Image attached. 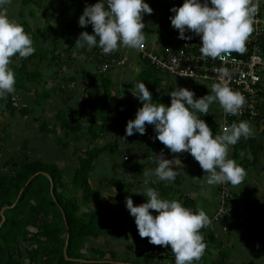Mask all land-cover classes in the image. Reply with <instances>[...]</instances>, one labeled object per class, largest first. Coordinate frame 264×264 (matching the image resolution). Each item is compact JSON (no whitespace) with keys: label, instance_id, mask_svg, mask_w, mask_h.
Here are the masks:
<instances>
[{"label":"crops","instance_id":"crops-1","mask_svg":"<svg viewBox=\"0 0 264 264\" xmlns=\"http://www.w3.org/2000/svg\"><path fill=\"white\" fill-rule=\"evenodd\" d=\"M86 2L94 4L96 0H30L28 3H24L23 0H10V3L3 7L2 12L22 23L25 30L31 35L38 36L39 38L34 45L36 51H42L41 55L47 53L45 59L33 58L28 65L29 72H38L45 78L47 83L48 99L43 105L49 104V99L50 102L53 101V93L60 94L65 100L71 98L72 102L69 107L72 109L73 118H78L75 119L79 120V125L83 128L81 119L83 115H86L85 120L87 122L84 125H86V132L88 133V127L94 119V126H99L103 122L101 98L106 95L104 93L106 90L109 91L111 104L103 109L109 121L105 123L103 132L100 135H96L93 139L92 135L88 133V140L84 142L86 146L89 144L106 146L105 151L93 162L88 180L94 197L102 206L114 211L126 210L129 212V217L123 227L120 228L121 235L118 240L111 243L110 239L104 237L87 238L81 247V253L93 259L97 258L93 249H109L116 253L115 264H141L139 262L141 261L140 254L136 251L146 250L148 238L139 234L135 217L131 215L130 210L126 207V199H118L119 190L110 183V180L124 181L127 184L123 189L125 192L124 198L131 195L137 201V204L147 200L146 194L140 192L151 186L156 187L165 198H176L184 203L185 197L188 201H191L188 204L184 203L186 206L194 210L204 208L211 216L213 213L211 214V211H208L205 204L200 201L204 200L205 197L204 178L208 174L187 150L181 153H173L158 137L154 139L156 132L154 125L150 123L146 122V132L144 134L135 131L125 138L128 120L135 118L138 107L143 104L133 94L135 84L137 81L143 80L141 74L147 71L150 66L141 61L131 47L122 46L112 53L121 57H128L127 64L114 68L105 75H97L95 73L97 58L93 59L91 53L98 44L91 48L87 46L81 48L75 45L82 31L87 30L90 33L94 31L90 29L89 24L85 26L79 24V17L84 11V3ZM153 14L145 13L143 16L145 21L144 31H146L145 44L151 50H159L163 46V43L159 41L161 30L154 21ZM155 14L157 15V13ZM51 57L53 62H51ZM22 59L23 57L17 56L12 58L11 65L19 67ZM150 79L149 81L144 80V82L152 92L153 99L169 105L171 103L170 91L175 87H187L182 80L174 79L160 71ZM28 83L32 89H36L38 86L35 82ZM18 93L20 99L27 96L25 93ZM30 97L34 99L33 96ZM35 105L37 107L42 106L36 103ZM66 111L68 110L66 109ZM77 112H80L79 116H76ZM61 113L65 114L64 112ZM217 113L216 109L210 108L209 114L212 115L216 128L219 124ZM19 119L25 120L26 117ZM65 119L69 120L66 117ZM251 125L253 135L248 138L241 137L235 145L230 146L229 150L230 157L234 158L247 170V176L241 183L236 185L230 183L236 199L233 203L235 210L216 223L213 231L217 242H222L225 263L227 264H246L249 262L256 264L255 256L264 252L263 244L261 245L263 250L257 252L247 245V238H255L253 231H257L260 227L264 228V215L259 217L260 211L264 214V127ZM102 147L97 146V148ZM161 150L164 151L166 158L180 156L185 167L184 169L181 167L180 174L177 175L174 181L159 180L153 175L149 184L145 185L146 178L143 171L147 168H155L158 165L157 155L160 154ZM110 165L114 169H117L118 165H123L122 172L124 174L121 176L124 177L111 178L108 174L105 177L99 176V171L103 167L109 168ZM96 169H98V173H96ZM72 174L73 172L71 174L67 172V174H64L63 179L67 177L66 179L70 180ZM61 189L63 190V188ZM134 190L137 192H132ZM217 191L216 189V195ZM70 193L76 194L77 191H74L72 187L66 189L65 197L71 196ZM202 196L203 198H201ZM215 205L214 211L218 206L216 201ZM150 211L156 214L158 210L153 209ZM252 223H255V228L247 232L245 230L246 225H252ZM231 235L234 236L235 242H233ZM229 238L232 243L237 244L230 245L229 243L228 245ZM240 242L242 244L245 242L246 248L243 249L242 254L238 255L236 250L242 245ZM217 251L216 244L208 243L204 252L207 264H211L217 257L220 249L219 252ZM241 257L248 259L241 261ZM104 258L107 259L108 255H105ZM80 261L89 264L103 262L98 259ZM77 262L74 260V264Z\"/></svg>","mask_w":264,"mask_h":264},{"label":"clouds","instance_id":"clouds-1","mask_svg":"<svg viewBox=\"0 0 264 264\" xmlns=\"http://www.w3.org/2000/svg\"><path fill=\"white\" fill-rule=\"evenodd\" d=\"M10 0H0L3 8ZM154 9L148 0H96L86 4L79 24H91L94 31H82L75 45L91 48L97 44L110 54L120 47L142 48L146 42L145 13ZM171 24L179 30V37L191 40L199 35L200 52L205 57L221 58L233 51H246V42L255 30L259 0H183L182 5L170 9ZM191 30L192 34H188ZM99 37V38H98ZM36 51L31 33L19 21L0 12V98L15 91L16 73L11 67L12 57H28ZM233 69L221 66L211 92L195 97V91L185 86L170 91L171 103L153 99L144 80L137 81L133 94L143 102L134 119H129L126 134L146 132V122L154 125L156 137L173 153L190 152L208 174V184L241 183L247 176L246 168L230 157V146L241 137L253 135L248 120L233 121L222 133L214 135L212 127L198 113H209L210 105L219 101L226 113H242L245 95L234 89L230 80ZM124 139V138H123ZM158 165L144 169L145 185L153 175L159 180L174 181L185 165L180 156L166 158L161 150ZM137 192V191H132ZM147 200L135 204L131 195L126 197V207L135 217L139 234L149 237V242L168 246L175 253V264H194L200 260L207 247L201 229L212 223L204 208L194 210L176 198H165L156 187H146L142 192ZM158 210L156 214L150 210Z\"/></svg>","mask_w":264,"mask_h":264},{"label":"trees","instance_id":"trees-1","mask_svg":"<svg viewBox=\"0 0 264 264\" xmlns=\"http://www.w3.org/2000/svg\"><path fill=\"white\" fill-rule=\"evenodd\" d=\"M29 1L23 0L24 3ZM148 3L154 9L152 12L154 13V21L161 30L159 41L163 45H169L182 40L179 37V30L171 24L170 16L174 13L170 9L173 5H182L183 0H148ZM2 10L3 8H0V12ZM31 36L35 45L39 37ZM260 44L264 48V40L260 41ZM41 52L37 50L30 56L23 57L19 67L11 65L16 73L15 91L0 98V109L2 112H9V116L14 119L25 117L29 119L28 116H30V110L27 106L17 104L18 100L14 98V95H19L18 92L31 94L38 105H43L48 99L47 83L43 76L36 71L29 72L28 70L31 59H45L47 53L41 55ZM16 56L21 57L16 54L12 58H16ZM95 58H97L98 63L99 57L96 55L93 59ZM50 59L53 62L52 57ZM158 71L157 68L150 66L147 71L141 74V79L149 81L150 77L157 74ZM28 82H35L38 86L36 89H32ZM108 92L106 90L104 92L106 95L101 98L104 101L102 107L103 122L99 126H94V119L88 127V133L92 135L93 139L103 132L105 123L109 121L103 110L105 106L111 104V97ZM205 94H207L205 90H197L194 98H199ZM211 106L212 104L210 108ZM198 114L209 123L214 135L219 133L213 123L212 115L209 113ZM79 115L80 112H77L76 116ZM57 116L61 122L60 128L68 129L65 136L73 135V140L79 142L81 140L80 125L69 124L61 112ZM3 130L4 128L1 129V131ZM39 131L44 134H53L56 133V128L41 124ZM105 148L106 146L94 147L92 150L87 149L83 156L78 154L77 147L74 148L71 154L76 156L78 166L74 169L70 185L77 193H70L71 196L67 197H65L67 186L61 180L62 171L58 169L55 163H48L39 159L32 160L27 157L26 153L22 156L17 153L16 156L0 165V264H74L72 260L78 261L75 264H89L80 260L96 259L103 261L97 264H115L116 253L109 249H93L94 254L97 255V258L93 259L81 253V247L87 238L118 239L121 235L120 228L123 227L129 217V212L126 210L106 209L92 193L88 179L93 168V162L99 157V154L105 151ZM198 164L201 166L199 162ZM6 168H10L8 172L4 171ZM110 183L118 188V199H126L123 189L127 184L124 185L121 181L114 179L110 180ZM59 188H63V191H58ZM235 200L234 197V202ZM133 201L137 204L135 199ZM188 202L191 203L184 197V203L188 204ZM2 210L3 214H1ZM67 235H69L68 241H66ZM147 238L146 250L136 251L144 259V264L153 261L147 255V249L164 246L151 243L149 237ZM205 240L208 243L216 244L217 252L220 249L211 264H227L225 263L222 242H217L214 233L205 235ZM66 242L68 259L63 253ZM21 243L26 245L19 251ZM167 247H171V245L169 244ZM89 251L91 252V249ZM105 255H108L107 259L104 258ZM262 256L264 258V252ZM197 263L207 264L204 255Z\"/></svg>","mask_w":264,"mask_h":264},{"label":"built area","instance_id":"built-area-1","mask_svg":"<svg viewBox=\"0 0 264 264\" xmlns=\"http://www.w3.org/2000/svg\"><path fill=\"white\" fill-rule=\"evenodd\" d=\"M84 3V6L86 7ZM90 29L94 30L89 24ZM188 34H192L191 30ZM264 40V0H259V11L256 16L255 30L246 42V51L243 53L233 51L223 59L205 57L200 52L202 40L199 35L192 34L191 40L182 39L179 42L163 45L159 50H151L146 44L142 48H132L136 56L150 66L157 68L170 77L182 80L184 84L194 91L205 90L211 92V85L218 78V69L227 66L233 69L230 84L234 89L240 90L246 97L242 113L233 115L226 113L220 105L218 110V131L222 133L225 127L233 121L248 120L251 124L264 127V48L260 41ZM99 57L95 73L105 74L108 71L127 64L129 58L114 53L106 54L99 45L93 50ZM218 207L211 217L212 223L201 229L204 236L215 230V225L232 208L234 193L229 183L219 184ZM147 255L153 261L148 264H175V253L171 247H152L147 249ZM194 264H198L194 261Z\"/></svg>","mask_w":264,"mask_h":264},{"label":"rangeland","instance_id":"rangeland-1","mask_svg":"<svg viewBox=\"0 0 264 264\" xmlns=\"http://www.w3.org/2000/svg\"><path fill=\"white\" fill-rule=\"evenodd\" d=\"M92 57L94 58V54L91 53ZM109 72V71H108ZM107 72V73H108ZM105 73V74H107ZM45 81V78H43ZM43 84V83H42ZM41 84V85H42ZM209 93V92H208ZM27 96H23L20 99V96L15 94L14 98L18 100L17 104L19 106L25 105L30 110V116L29 119H14L9 116V112L3 111L0 109V165H2L4 162L8 161L10 158H13V156H16L17 153L22 156L23 154H27V157L30 159H39L44 162L48 163H55L56 166L60 171H62V181L67 186H65L67 189H70V180H67L64 178V174H71L74 172V169L76 166H78V162L76 160V156L72 155L74 148H78V154L82 155L84 154L85 150H92L94 146L96 145H88L86 146L84 142L88 140V133L86 132V125H84L87 121L85 120L86 115H83L81 121L83 124V128H80V134H81V140L79 142H76L73 140V135H70L68 137L65 136L66 131L68 129H61L60 128V120L58 118V113L64 112V116L69 119L68 122L71 125L79 124V120H76L78 118L74 117L72 115V109L69 107V105L72 102V99L69 98L68 100L61 97V95H57L56 93H53V101L49 99V104L42 105L40 107H37L35 105L34 99H32L30 96L31 94L27 93L25 94ZM55 97V98H54ZM21 102H20V100ZM57 99V102H56ZM55 100V101H54ZM171 101V98H170ZM101 102V101H100ZM216 103V105H214ZM213 106L211 108L216 109L218 112L219 106L216 101L212 103ZM104 106V101H102L101 107ZM66 109L68 111H66ZM214 112V111H212ZM19 116V115H18ZM64 117V118H65ZM89 117V115H88ZM73 118V120H72ZM76 118V119H75ZM41 124H46L49 127H55L56 133L50 134V133H42L39 131V127ZM4 128L3 131L1 129ZM95 143V142H93ZM102 147V145H97ZM96 146V147H97ZM100 157V154H99ZM98 157V158H99ZM97 158V159H98ZM117 169H114L111 167L104 168L99 171V176L105 177L107 174L111 176V178H122L124 176H121L124 174L122 172L123 165H118ZM10 168L4 169V171H9ZM111 169V170H110ZM3 171V170H2ZM96 173H98V169L95 170ZM206 177L204 178V184L203 187L205 192L204 200H200L203 204H205L208 211H211V214L214 213L215 208V201L218 205V193L216 195V189L218 190L219 184H208L206 182ZM122 184H126L124 181H121ZM58 191L62 192L63 190L61 188L58 189ZM218 192V191H217ZM203 198V196L201 197ZM208 203V204H206ZM233 204V203H232ZM243 204V203H242ZM217 208V207H216ZM233 211L235 208H232ZM216 210V209H215ZM214 211V212H213ZM264 214L260 211L259 217L263 216ZM255 224V223H254ZM254 224L252 225H246V231L253 230ZM136 228V227H135ZM134 228V229H135ZM138 229V228H137ZM244 229V228H243ZM261 229V230H259ZM136 231V230H135ZM243 231V230H242ZM253 236H255L254 239L247 238L248 242L247 245L255 252L263 250V247L261 246L263 244L264 246V228L260 227L257 229V231H253ZM232 234V233H231ZM234 234V233H233ZM230 235V233H229ZM215 236V234H214ZM233 242H235V238L233 235H231ZM263 237V238H262ZM108 238V237H107ZM111 243L112 241H116L118 239L109 238ZM245 241V239H244ZM237 244L232 243L231 239L229 238L228 245ZM240 244H242L240 242ZM26 244L21 243V247L19 248V251H21L22 247ZM114 245V244H113ZM237 246V245H236ZM244 246V247H243ZM246 248V243L244 242L242 245L238 247L236 250V253L242 254L243 249ZM21 249V250H20ZM263 253L257 255L255 258L256 264H264V258L262 256ZM139 255V254H137ZM140 256V255H139ZM242 258V257H241ZM141 261H139L141 264H144V259L141 257ZM248 258H242L241 261H245ZM152 263V260L149 262Z\"/></svg>","mask_w":264,"mask_h":264},{"label":"water","instance_id":"water-1","mask_svg":"<svg viewBox=\"0 0 264 264\" xmlns=\"http://www.w3.org/2000/svg\"><path fill=\"white\" fill-rule=\"evenodd\" d=\"M1 214H3V210L1 211ZM68 239H69V235H67L66 241H68ZM63 253H64L66 259H68L67 256H66L67 255V242H66V245L64 247ZM72 261H74V260H72Z\"/></svg>","mask_w":264,"mask_h":264},{"label":"bare ground","instance_id":"bare-ground-1","mask_svg":"<svg viewBox=\"0 0 264 264\" xmlns=\"http://www.w3.org/2000/svg\"><path fill=\"white\" fill-rule=\"evenodd\" d=\"M218 202H219V199H218ZM217 207H218V206H217ZM231 208H233V204H231ZM216 210H217V209H216ZM232 211H233V209H232L228 214H230ZM215 212H216V211H215ZM215 212H214V213H215ZM214 213H213V214H214ZM213 214L210 216V218L213 216ZM228 214H226V215H228ZM226 215H225V216H226ZM225 216H224V217H225ZM224 217H223V218H224ZM223 218H222V219H223ZM222 219H221V220H222ZM221 220H220V221H221ZM217 223H218V222H217ZM211 233H212V232H211ZM208 234H209V233H208Z\"/></svg>","mask_w":264,"mask_h":264}]
</instances>
